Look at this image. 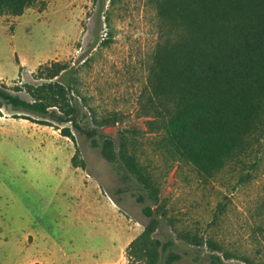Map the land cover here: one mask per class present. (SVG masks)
Here are the masks:
<instances>
[{
	"label": "trees",
	"instance_id": "obj_1",
	"mask_svg": "<svg viewBox=\"0 0 264 264\" xmlns=\"http://www.w3.org/2000/svg\"><path fill=\"white\" fill-rule=\"evenodd\" d=\"M117 3L108 0L104 13ZM46 4L47 0H0V16L17 17L30 8L40 11ZM143 4L154 12L156 42L144 64L145 78L136 99L142 129L124 124L115 136L106 135L103 128L122 123L117 114L81 113L72 96L78 95L83 58L74 64L55 61L39 66L33 78L41 83L16 85L14 93L0 85V109L10 108L17 113L14 118L39 125H67L61 135L73 140L72 129L99 148L118 176V192L129 193L147 219L125 249L126 264H182L192 249L194 264H230L234 259L264 264V195L249 219L260 245L252 259L242 254L239 258L211 234L222 210L201 233L199 222L195 228L180 222L162 198L163 180L174 168L204 184L230 175L240 186L262 166L264 0H143ZM71 164L84 168L76 154ZM113 201L119 205V200ZM166 229L170 234H164Z\"/></svg>",
	"mask_w": 264,
	"mask_h": 264
},
{
	"label": "rangeland",
	"instance_id": "obj_2",
	"mask_svg": "<svg viewBox=\"0 0 264 264\" xmlns=\"http://www.w3.org/2000/svg\"><path fill=\"white\" fill-rule=\"evenodd\" d=\"M107 4L108 0H47L43 10L30 8L17 17L0 16V85L14 93L16 85L41 83L33 78L39 66L55 61L74 64L83 58L78 95L72 96L81 113L117 114L122 123L103 128L106 135L115 136L124 124L142 129L136 99L145 78L144 64L156 42L154 12L143 0H118L112 11L104 13ZM19 95L28 99L24 93ZM16 114L10 108L0 109V264L37 260L42 264H126L125 249L147 219L129 193L118 192V176L99 148L72 129L73 140L61 135L67 125H39L14 118ZM56 154H76V162L84 164L79 169L119 200L125 224L99 225L93 235L66 214L42 213L37 174L43 171V159ZM175 171L163 180L162 198L169 213L191 228L199 222L204 233L205 223L222 210L211 234L239 258L242 254L252 259L260 245L249 219L264 195V161L251 180L240 186L230 175L204 184L187 171ZM28 225L46 235L35 236L36 229L26 231ZM164 234H170L169 230ZM193 250L182 264H194ZM230 264L247 263L234 259Z\"/></svg>",
	"mask_w": 264,
	"mask_h": 264
},
{
	"label": "crops",
	"instance_id": "obj_3",
	"mask_svg": "<svg viewBox=\"0 0 264 264\" xmlns=\"http://www.w3.org/2000/svg\"><path fill=\"white\" fill-rule=\"evenodd\" d=\"M61 149V148H59ZM70 156L56 154L43 159V171L39 172L38 204L42 213H62L68 215L73 224H81L91 229L103 224H125V216L119 205L115 204L107 192H103L98 184L81 169L74 168ZM37 225L42 223L34 220ZM71 226L72 224H66ZM35 227L28 225L26 231ZM35 236L44 237L45 233L35 230ZM45 252V251H43ZM26 258H24L25 260ZM87 263V259L84 257ZM40 263L33 261L30 264Z\"/></svg>",
	"mask_w": 264,
	"mask_h": 264
}]
</instances>
